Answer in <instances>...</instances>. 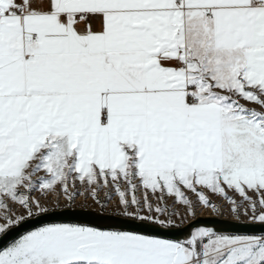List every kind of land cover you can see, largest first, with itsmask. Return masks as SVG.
Wrapping results in <instances>:
<instances>
[{
  "label": "snow or ice",
  "instance_id": "obj_1",
  "mask_svg": "<svg viewBox=\"0 0 264 264\" xmlns=\"http://www.w3.org/2000/svg\"><path fill=\"white\" fill-rule=\"evenodd\" d=\"M201 216L264 225V0H0V264H264Z\"/></svg>",
  "mask_w": 264,
  "mask_h": 264
},
{
  "label": "water",
  "instance_id": "obj_2",
  "mask_svg": "<svg viewBox=\"0 0 264 264\" xmlns=\"http://www.w3.org/2000/svg\"><path fill=\"white\" fill-rule=\"evenodd\" d=\"M95 211V209H93ZM79 219H100L99 217L91 216V215H82L78 217ZM105 222H111L105 218ZM195 224H207L208 226L217 227L219 230L223 231H233V232H247V233H259L264 231V225L260 223L252 224L251 222H247L246 220H242L237 222L231 218L226 217H208L201 216L199 220L193 221ZM29 225H24V227H28ZM10 235H15V232ZM173 237L180 238L185 235L184 231H175L171 233ZM7 238H5L6 240ZM4 240H0V243H4Z\"/></svg>",
  "mask_w": 264,
  "mask_h": 264
},
{
  "label": "rangeland",
  "instance_id": "obj_3",
  "mask_svg": "<svg viewBox=\"0 0 264 264\" xmlns=\"http://www.w3.org/2000/svg\"><path fill=\"white\" fill-rule=\"evenodd\" d=\"M81 200H82V198H78V203H80L81 202ZM91 202L89 201V204H90ZM92 208L93 209H95V206H92ZM107 212H112L113 211V209L111 208V207H109V209H107L106 210ZM226 218H230V217H227V216H225Z\"/></svg>",
  "mask_w": 264,
  "mask_h": 264
}]
</instances>
